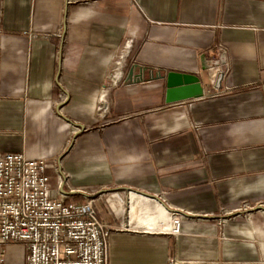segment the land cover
<instances>
[{"label": "crops", "instance_id": "0c3cea01", "mask_svg": "<svg viewBox=\"0 0 264 264\" xmlns=\"http://www.w3.org/2000/svg\"><path fill=\"white\" fill-rule=\"evenodd\" d=\"M0 9V152L57 158L73 186L100 188L87 196L118 226L111 264H264V211L217 222L224 207L264 199V0ZM223 64V91L209 96ZM172 70L199 76L204 97L168 103L155 77ZM134 190L183 217L179 234L134 226ZM22 247L9 246V264Z\"/></svg>", "mask_w": 264, "mask_h": 264}, {"label": "built area", "instance_id": "2783aa9c", "mask_svg": "<svg viewBox=\"0 0 264 264\" xmlns=\"http://www.w3.org/2000/svg\"><path fill=\"white\" fill-rule=\"evenodd\" d=\"M57 160L0 152V264H9L8 248L13 244L23 246L19 264H111L110 238L115 228L101 219L87 196L101 190L73 186ZM78 192L86 195L84 201L70 199ZM255 210L264 211V201L244 211ZM233 214L218 220L226 221ZM182 218L177 216L176 228L166 232L179 234Z\"/></svg>", "mask_w": 264, "mask_h": 264}, {"label": "rangeland", "instance_id": "374dc122", "mask_svg": "<svg viewBox=\"0 0 264 264\" xmlns=\"http://www.w3.org/2000/svg\"><path fill=\"white\" fill-rule=\"evenodd\" d=\"M225 75H226V73H225ZM224 78H225V76H224ZM222 85H223V82H222ZM221 89H222V86H221V88H217L216 87V89H214V88L211 89V90L209 89L208 95L209 96H213V95L220 94V92L223 91ZM95 188H99V187L95 186L93 189H95ZM91 189L92 188H90L89 190H91ZM130 197L133 200L132 202H134L133 205H132L133 206L132 207L133 211H136L138 213V216L136 217L135 221H133V225L134 226L137 225V224H143L142 222H146L148 220L156 221L158 219L160 222H159V229H157V230H173L175 222L173 221V219L172 220L171 219H166V214H167L168 211L165 209V207H163L160 204H157L156 202H153L150 199L146 202L138 194H135V195H133V197L132 196H130ZM259 201H264V199H261V200H258V201H254V202L250 201V200L243 201L241 204H239V206H237L236 210L241 209V211L242 210L244 211L247 208H251V207L253 208V206H255ZM130 206H131V204H130ZM222 209L223 210H221L220 213H222L223 215L230 214L232 211H234V210H229L227 207H224ZM99 215H100V213H99ZM242 218L243 219L244 218H246V219L247 218H255V214L254 213H251V214L244 213L243 215H238L237 214V215L227 219L226 221L217 220V222H218V224H220L219 226L224 227L230 221H232L234 219L238 220V219H242ZM110 226H112L113 228H117L118 227L117 225H115V226L110 225ZM143 226H144V224H143ZM167 227H171V228L170 229H166Z\"/></svg>", "mask_w": 264, "mask_h": 264}, {"label": "water", "instance_id": "95a60500", "mask_svg": "<svg viewBox=\"0 0 264 264\" xmlns=\"http://www.w3.org/2000/svg\"><path fill=\"white\" fill-rule=\"evenodd\" d=\"M227 71V65L223 64L216 80V87L221 88L225 73ZM141 80L144 81L143 74ZM155 78H161L166 81V100L168 103H174L190 99L193 97H204L205 93L201 86V78L195 74L169 71L167 73L158 74ZM138 193L144 194L151 198H155L162 202L166 207L167 205L155 194L148 192H142L140 190H134Z\"/></svg>", "mask_w": 264, "mask_h": 264}, {"label": "bare ground", "instance_id": "6f19581e", "mask_svg": "<svg viewBox=\"0 0 264 264\" xmlns=\"http://www.w3.org/2000/svg\"><path fill=\"white\" fill-rule=\"evenodd\" d=\"M135 194H138L139 196H141L142 198H143V200H145L146 202L150 199V200H152L153 202H156L157 204H160V205H162L163 207H165V209L168 211V209L166 208V206L162 203V202H160L159 200H157V199H155V198H151V197H149V196H146V195H144V194H141V193H137V192H131L130 193V196H132L133 197V195H135ZM177 216H173V221H175V218H176ZM146 221V220H145ZM159 220L157 219L156 221H152V220H148V221H146V222H142L143 224H144V228H147V229H149V230H157V229H159ZM175 224V223H174ZM171 227H167L166 229H170ZM174 228H176V227H174ZM173 228V229H174ZM169 231H172V230H169Z\"/></svg>", "mask_w": 264, "mask_h": 264}]
</instances>
